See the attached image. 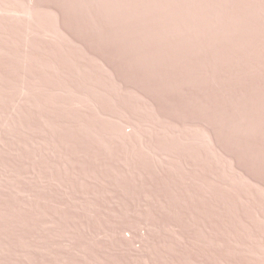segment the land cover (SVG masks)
I'll return each mask as SVG.
<instances>
[{
	"label": "rangeland",
	"instance_id": "1",
	"mask_svg": "<svg viewBox=\"0 0 264 264\" xmlns=\"http://www.w3.org/2000/svg\"><path fill=\"white\" fill-rule=\"evenodd\" d=\"M0 264H264V0H0Z\"/></svg>",
	"mask_w": 264,
	"mask_h": 264
}]
</instances>
